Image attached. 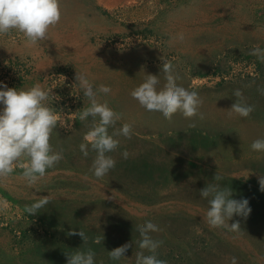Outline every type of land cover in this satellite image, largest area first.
I'll list each match as a JSON object with an SVG mask.
<instances>
[{"label":"rangeland","instance_id":"rangeland-1","mask_svg":"<svg viewBox=\"0 0 264 264\" xmlns=\"http://www.w3.org/2000/svg\"><path fill=\"white\" fill-rule=\"evenodd\" d=\"M60 7L59 23L39 44L16 30L0 35V83L52 88V107L70 125L57 122L50 143L63 159L36 184L19 168L0 179V264H67L65 253L89 248L95 264H135L137 226L146 221L161 229L149 235L163 241L157 258L167 264H230L233 256L264 264V152L250 147L264 138V63L249 55L264 49V0H60ZM181 32L182 42L173 39ZM161 57L172 61L178 85L198 92L204 120L177 113L168 121L131 97L145 75L159 76L162 87ZM76 72L111 88L98 99L122 114L116 129L133 123L130 139L115 137L119 146L107 153L115 167L99 179L90 171L96 153L79 149L92 118L79 120L89 101ZM235 89L255 106L247 118L228 116ZM209 184L248 200L249 215L229 221L240 223L239 233L207 224L199 191ZM42 196L50 202L27 214L25 205ZM126 243L124 257L111 260L108 252Z\"/></svg>","mask_w":264,"mask_h":264},{"label":"clouds","instance_id":"clouds-1","mask_svg":"<svg viewBox=\"0 0 264 264\" xmlns=\"http://www.w3.org/2000/svg\"><path fill=\"white\" fill-rule=\"evenodd\" d=\"M60 19V0H0V35H8L16 30L24 35L30 45L47 40L49 28L58 24ZM173 39L182 42L184 34L177 33ZM249 55L264 63V49L258 45L251 49ZM160 59L165 80L162 87H158L159 76L145 75L144 81L130 92L131 97L145 110L159 112L168 121L177 113L189 120H204L205 114L200 111L203 101L198 92L178 85L179 76L175 74L172 61L165 57ZM75 80L89 101V106L79 111V120L92 118L89 130L84 135L85 143H81L79 149L85 157L89 154V146L96 153L90 171L96 178H103L115 167L116 161L107 155L119 146V140L115 137L122 135L130 139L133 123L125 122L120 128H115L122 114L112 109L107 100L98 99V94L107 95L111 92L109 86L101 84L94 87L84 73L76 72ZM0 89H3L0 90V104L4 105L0 109V179L11 176L19 168L22 178L32 186L46 175L47 169L63 159V149L56 151L50 143L57 122L64 127L70 125H65V120L52 107V101L58 99L50 95L52 88L44 89L37 83L27 89H15L0 83ZM258 91L264 95V89ZM232 95L236 99L228 110V116L249 117L255 106L247 103L240 89H235ZM195 126V121L189 124V127ZM110 127L114 128L111 134L108 131ZM250 147L253 151L264 152V138L254 140ZM128 155L127 151L122 153L125 159ZM213 179L219 181L223 177L215 174ZM258 182L260 190L264 191V176ZM199 194L208 199L209 208L205 219L211 228L240 232V223L236 221L230 224L229 221L234 214L244 218L249 215L251 209L247 199H232L231 189L221 188L218 184L206 185ZM49 202L48 196H42L31 205H25L24 210L29 215H35ZM160 230L152 221L137 226L141 239L137 241L140 251L136 253L135 264H167V261L157 258V249L163 241L154 240L149 235L150 232ZM68 235H78L83 241L88 239L82 230H70ZM97 243H101V240L97 239ZM130 246L126 243L111 250L108 252L109 258L121 259ZM145 251L149 254L145 255ZM65 255L67 264H95V253L91 248ZM230 264H238L237 258L231 257Z\"/></svg>","mask_w":264,"mask_h":264}]
</instances>
